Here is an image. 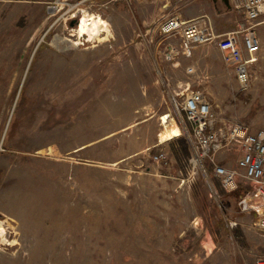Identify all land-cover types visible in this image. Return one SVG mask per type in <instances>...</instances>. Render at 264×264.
Returning <instances> with one entry per match:
<instances>
[{
    "label": "rangeland",
    "instance_id": "1",
    "mask_svg": "<svg viewBox=\"0 0 264 264\" xmlns=\"http://www.w3.org/2000/svg\"><path fill=\"white\" fill-rule=\"evenodd\" d=\"M175 3L0 0V264L264 258L258 214L225 195L208 161L189 162L182 137L158 140L164 113L168 123L179 125L175 112L187 123L177 106L189 90L209 97L218 124L264 129V25L247 53L258 57L255 73L242 89L221 54H165L170 37L160 23L183 15ZM216 4L204 0V12L221 30L217 11L226 8ZM231 9V20L243 22ZM82 11L107 22V40L78 36L70 22ZM55 37L65 41L54 45ZM206 45L216 50L213 42L198 46ZM158 149L167 153L164 164L151 159ZM236 158L216 155L227 167ZM237 186L248 188L243 180Z\"/></svg>",
    "mask_w": 264,
    "mask_h": 264
},
{
    "label": "built area",
    "instance_id": "2",
    "mask_svg": "<svg viewBox=\"0 0 264 264\" xmlns=\"http://www.w3.org/2000/svg\"><path fill=\"white\" fill-rule=\"evenodd\" d=\"M230 2L244 15V21L236 29L219 34L208 22L171 15L160 23V32L180 35L181 47L188 51L195 45L213 42L223 62L232 68L239 86L247 89L255 73L252 63L258 57L255 55L249 60L245 52L257 49L260 44L256 27L264 24V0ZM177 110L190 126L187 136L191 150L189 162L196 166L200 160L208 161L213 176L228 192L236 189L239 181H245L248 188L237 200L238 207L241 211H255L258 214L255 225L264 230V129L250 130L242 121L218 124L211 100L200 90L187 91ZM224 150L236 154L234 166L227 167L216 159V155ZM151 159L154 163L164 164L167 153L158 149ZM257 264H264V258L257 260Z\"/></svg>",
    "mask_w": 264,
    "mask_h": 264
},
{
    "label": "crops",
    "instance_id": "3",
    "mask_svg": "<svg viewBox=\"0 0 264 264\" xmlns=\"http://www.w3.org/2000/svg\"><path fill=\"white\" fill-rule=\"evenodd\" d=\"M177 2L178 3L177 4L175 3L174 6L176 9H182V12H183V15L181 14L183 16L182 19L187 20V19L197 18L203 22H208L211 25L212 29L218 33V31H216V30H219V29L217 28L216 24L214 22H213L214 24H212L210 22V20L208 19L209 18L208 14L204 12L205 11L204 0H181V1H177ZM212 2L214 4V6L217 5V4H215V2L213 0H212ZM231 7L234 8L233 6H231ZM232 13H233L232 9L231 10L226 9L225 12H221V13H220V11H217V16L223 17L222 28H221V30H219V32L225 33V32L230 31L229 29L231 28V26H230L231 21L236 26H238L242 22L241 19H239L238 17H233V16H232V20H231V14ZM227 14H229V15H227ZM175 15H177V14H175ZM181 15L178 14L177 16L181 17ZM243 21H244V15H243ZM261 25H264V24H261ZM261 25H259V26H261ZM215 28H216V30H215ZM260 32L261 33L264 32V29H262ZM257 36L259 38V43H260V37H259L258 33H257ZM168 37H170V38L165 40V43H166L164 46L165 54H221L219 52V50L217 49V47H216V50L214 51L211 49L210 45H206V46L195 45L189 51L184 50L181 47V36L180 35H172V36L168 35ZM248 52H251V51H248ZM248 52H245V55L247 58H249V60H251V58L253 56H255V54H251L249 57L248 56L249 54H247ZM164 114H166V113H164ZM175 115H176V120L179 124L177 127L180 130V136L175 137L173 139L179 140L180 137H182L185 144L187 145L188 152L191 153L190 146H189L188 139H187L188 132L190 129L189 123L186 120L187 123L182 124V122H180V120L178 119L179 116H178L177 112H175ZM183 117L186 119V117L184 115H183ZM181 118H182V116H181ZM172 120L176 123L174 117L172 118ZM176 143L178 145V142H176ZM180 146H181V141H180ZM178 153H179V151L175 149L174 154L176 155L177 158H179Z\"/></svg>",
    "mask_w": 264,
    "mask_h": 264
},
{
    "label": "bare ground",
    "instance_id": "4",
    "mask_svg": "<svg viewBox=\"0 0 264 264\" xmlns=\"http://www.w3.org/2000/svg\"><path fill=\"white\" fill-rule=\"evenodd\" d=\"M78 36L85 35L87 40H107L110 36L107 22L101 18L98 14L87 13L86 11L81 12V16L78 19V25L75 29ZM53 44L58 46L59 42L65 41L60 37H55ZM168 115L165 114L161 118V125L163 126L161 131L158 133V140L160 143L169 141L175 137L180 136V130L177 125L168 123Z\"/></svg>",
    "mask_w": 264,
    "mask_h": 264
},
{
    "label": "trees",
    "instance_id": "5",
    "mask_svg": "<svg viewBox=\"0 0 264 264\" xmlns=\"http://www.w3.org/2000/svg\"><path fill=\"white\" fill-rule=\"evenodd\" d=\"M186 149H187V145L185 144V142L181 141V150H183V152L187 153ZM246 191H247L246 189H241L240 187H237L236 189L225 193V195L232 196V197H234V198H236L238 200L240 198V196L245 194ZM233 233L237 237L240 236V238H242V235L240 234L238 229L235 228L233 230Z\"/></svg>",
    "mask_w": 264,
    "mask_h": 264
},
{
    "label": "water",
    "instance_id": "6",
    "mask_svg": "<svg viewBox=\"0 0 264 264\" xmlns=\"http://www.w3.org/2000/svg\"><path fill=\"white\" fill-rule=\"evenodd\" d=\"M213 1L216 2L217 0H213ZM219 1L225 6V8L227 10H230L231 4H230V1L229 0H219ZM73 22L75 24H77L78 23V20L77 19L71 20L70 24H73Z\"/></svg>",
    "mask_w": 264,
    "mask_h": 264
},
{
    "label": "flooded vegetation",
    "instance_id": "7",
    "mask_svg": "<svg viewBox=\"0 0 264 264\" xmlns=\"http://www.w3.org/2000/svg\"><path fill=\"white\" fill-rule=\"evenodd\" d=\"M215 4H216V2H215ZM74 23V22H73Z\"/></svg>",
    "mask_w": 264,
    "mask_h": 264
}]
</instances>
